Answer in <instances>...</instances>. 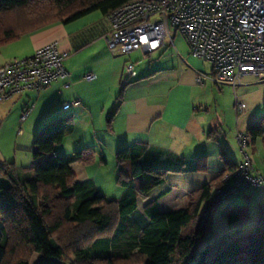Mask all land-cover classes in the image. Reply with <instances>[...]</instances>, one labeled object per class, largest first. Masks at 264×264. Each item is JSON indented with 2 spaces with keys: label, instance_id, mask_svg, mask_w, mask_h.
Wrapping results in <instances>:
<instances>
[{
  "label": "trees",
  "instance_id": "trees-1",
  "mask_svg": "<svg viewBox=\"0 0 264 264\" xmlns=\"http://www.w3.org/2000/svg\"><path fill=\"white\" fill-rule=\"evenodd\" d=\"M132 1L0 0V47L94 12L108 16ZM74 129L71 116L41 128L34 141L33 180L22 178L15 163L0 165L5 231L0 264H31L36 254V264H264V218L245 241L232 238L198 252L220 203L216 198L212 202L213 194L239 166L230 158H224L220 176L190 193L185 210L161 213L155 200L145 208L149 225L137 229L130 216L138 199L164 184L171 162L149 154L143 144L119 150L117 185L126 192L120 200L109 199L92 181L80 182L70 161L55 155ZM246 134L252 143L264 138V116ZM149 156L155 161L150 163ZM96 157L93 149L75 152L81 164H91ZM243 209L231 206L224 215L236 223Z\"/></svg>",
  "mask_w": 264,
  "mask_h": 264
},
{
  "label": "crops",
  "instance_id": "crops-1",
  "mask_svg": "<svg viewBox=\"0 0 264 264\" xmlns=\"http://www.w3.org/2000/svg\"><path fill=\"white\" fill-rule=\"evenodd\" d=\"M110 33L111 23L108 16L94 12L79 20L56 24L3 46V50L0 51V67L16 59L31 57L38 49L57 43L58 50L66 55L65 66L72 74V88L64 89V82L59 81L39 96L29 92L14 99L32 94L36 99L42 100L39 103L38 112H36V103L34 104L35 112L33 111L34 120L40 126L61 117L62 112L71 113L70 116L75 121L73 133L76 131V123L87 119L93 128H97L95 127L97 113L101 119L99 128H106L105 120L107 119L108 132H106L105 141L101 142L98 139V144L92 147L87 145L89 143L85 144L77 140L65 147L64 143L71 137L69 136L63 144L55 148V155L70 161L77 179L82 183L92 181L101 195L120 200L126 190L117 185L118 164L117 172L114 174L116 180L113 181L115 187L110 188L109 179L105 177V168L109 162L104 153L99 154L100 147L117 154L121 149L143 144L148 147L149 154L158 156L162 161L171 162L173 169L168 172L164 184L154 189L146 198H139L137 210L130 216L133 225L137 229H143L149 225V219L145 213L148 204L157 200L161 213L185 210L192 191L203 187L222 174L225 169V157L238 165L243 163L244 158L237 143L230 145L226 141V134L221 133L224 131L218 127L222 125L220 120L212 116L206 105L204 96L206 88L209 84L214 87L217 85L211 79H208L204 86H199L196 82L197 73L213 77L211 66L208 67L207 63L192 58L189 52L182 55L179 50L177 51L176 46L175 48L171 46L170 40H166L164 46L151 55L140 50L130 56H114L107 45ZM170 48L176 50L179 58L169 52ZM135 55L140 57L138 58L140 62H135L137 72L141 59L149 60L150 64L140 69L135 80L128 82L125 73V65L129 62L127 57L134 61L132 56ZM121 57L126 58L121 59ZM89 74H94L96 79L91 82L86 81L85 77ZM251 77L253 76L244 80ZM243 82L239 87L243 86ZM236 97L238 98V95ZM14 99L0 104L2 125L12 115L11 111L6 113L5 105L10 104ZM75 100H80V106H73L67 111L63 110L64 104ZM28 104V101L24 104L22 115L30 107ZM237 109L238 106L236 111ZM111 110H114L113 114H109ZM93 130L95 132V129ZM3 132L4 126L0 128V138ZM258 140L254 143L250 140L248 146L251 150L250 157L253 165L255 159H258L259 152L264 155V148L258 147ZM17 146L29 151L28 160L22 161L23 163L17 159L12 161L19 168L22 178L33 180L35 178L33 159L35 147L22 144ZM81 149H93L97 153L95 162L91 164L76 162L75 152ZM155 156L148 157L150 163L155 161ZM255 166L256 171L264 170L263 162L256 163ZM105 183H109L108 187L116 192V195L111 196L103 189ZM116 186L119 188L116 189ZM261 191L264 194V187ZM248 195L253 198L252 191L237 198L239 203L237 208H247L245 203ZM262 198L264 199V195ZM3 206L4 202L0 194V209ZM246 214H249V210L243 213V217ZM259 214L260 221L264 218V207ZM238 224L239 221L236 224L228 222V230L218 234L214 243L232 238L242 240L243 231ZM4 239L5 231L0 219V243L4 242ZM39 258V255H34L31 264H36Z\"/></svg>",
  "mask_w": 264,
  "mask_h": 264
},
{
  "label": "built area",
  "instance_id": "built-area-1",
  "mask_svg": "<svg viewBox=\"0 0 264 264\" xmlns=\"http://www.w3.org/2000/svg\"><path fill=\"white\" fill-rule=\"evenodd\" d=\"M108 18L111 33L107 45L114 56H130L140 50L151 55L166 40L175 48L174 40L180 33L190 47V56L212 67V78L197 73L199 86L211 79L236 90L249 76L264 81V0H135L110 13ZM65 62L66 55L58 50L57 43H51L31 57L1 66L0 104L29 92L39 96L59 81L64 82V89L72 88V74ZM125 73L128 82L135 80L136 64L127 62ZM95 79L94 74L85 77L88 82ZM80 104V100L66 103L63 110ZM34 109L33 104L24 111L22 122ZM244 109L245 105L238 103V114ZM237 139L244 161L234 172L226 174L215 190V198L222 204L264 186V170L255 171L247 153L249 136L239 133Z\"/></svg>",
  "mask_w": 264,
  "mask_h": 264
},
{
  "label": "rangeland",
  "instance_id": "rangeland-1",
  "mask_svg": "<svg viewBox=\"0 0 264 264\" xmlns=\"http://www.w3.org/2000/svg\"><path fill=\"white\" fill-rule=\"evenodd\" d=\"M174 42L175 46L177 47V51L179 50L182 55L189 52L190 55V47L187 44L185 38L180 33L177 35ZM1 50H3L2 47L0 48V51ZM169 52L174 53V56H176V58H179L174 48H170ZM125 58L126 57H121V59ZM132 58L134 59V61L130 60L127 57L129 62L135 63L136 61L140 60L138 59L140 58L139 55L132 56ZM149 64V60L143 61L141 59V63H139L140 67L138 68V72L140 73V69L145 66H149ZM209 66L211 65L208 64V67ZM243 83V86L238 87L236 92L235 89L233 90V87L231 86L227 87V85L216 84L217 87H214L212 84H209L204 93V96L206 97V105L210 109L212 116L220 120L222 125L218 127L222 128L224 132L221 133L226 134V141L230 143V145H234L235 143L239 145L237 139L239 133L245 134L250 127L255 126L258 120L264 116V81L256 77H251L244 80ZM236 93L238 95L239 100H237ZM28 98L30 99L28 100ZM27 101L29 102L28 106L30 107L36 103V112H38V106L42 100L36 99L35 96L32 94H29L19 99H14L10 104L5 105V107L7 108L5 110L6 113L8 114L9 111H11L12 115L9 117V119L5 121L4 125H2V122L0 120V128L4 126V132L2 133L0 138V165L5 163H13L12 159H17V161L21 163H23L22 161L28 160L29 151L22 150L17 145L22 144L27 147L32 145L34 146V141L44 125L50 124L58 119L71 115L70 112H62L61 117L53 119L40 126V124H37V121L34 120L35 114L33 113L30 118L23 123L21 120L22 110L24 108V104ZM238 103L245 104L246 108L244 109L243 113L238 114V111H236ZM113 113L114 110H111L109 112V114ZM99 120L101 119L99 118V115L97 113V116L95 117V127L97 128H93L92 125L89 123L88 119L84 120V122H77L78 124L76 123L77 126L75 133L70 135L71 137H69L65 141L64 146L67 147L70 144H73L74 142L79 140L80 142H83L85 144L89 143L87 145H91L93 147L94 145L96 146L98 144V139L101 140V142L105 141L104 138L106 132H108L107 119L105 120L107 126L104 129L103 127L99 128ZM93 129H95V132ZM258 147L261 149L264 148V138H260L258 140ZM100 148L101 149L99 150V154L100 152L104 153L105 157L109 162L108 166L105 168V177L109 179V183L111 185L110 188L112 187V189H114L115 183L113 181L116 180V178H114V174L117 172V161L115 154L116 152H110L109 149H106L104 147ZM247 153L251 155V150L249 148H247ZM258 155V159H255L256 161L254 163V166L256 165V163H264V155L260 152ZM100 157L101 156H99V158ZM254 169H256V166L254 167ZM109 183H105L103 189H105L109 195L114 196L116 195V192L110 190V188L108 187ZM263 187L264 186H262L260 189H249L253 193V198H250L249 195L247 196L245 203L247 205V208L243 209L244 213L249 210V214H246V216H244L238 224L239 228L243 231V234H241L242 241H245L248 234L255 231L257 226L259 225V212L264 207V199L262 198V195L264 194L261 191ZM117 188L119 187L116 186V189ZM237 198H235L230 203H218L215 206L212 214L213 227L211 231H209L206 235V238L203 244L198 249V252L205 249L209 245H212L214 243L215 237L218 234L228 230L227 224L229 221L228 218L224 215V210L231 206L238 207L239 203ZM214 201L215 193L212 197V202ZM175 261L177 262V260ZM177 264H179V262H177Z\"/></svg>",
  "mask_w": 264,
  "mask_h": 264
}]
</instances>
